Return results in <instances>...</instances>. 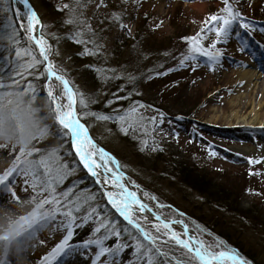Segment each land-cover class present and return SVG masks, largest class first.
Segmentation results:
<instances>
[{
	"label": "rangeland",
	"instance_id": "1",
	"mask_svg": "<svg viewBox=\"0 0 264 264\" xmlns=\"http://www.w3.org/2000/svg\"><path fill=\"white\" fill-rule=\"evenodd\" d=\"M31 1L38 11L41 23L46 26L43 29L46 39L53 50L59 53L51 55L50 59L63 67L67 78L70 77L74 90L83 93L89 101L87 111L112 115L114 109H127L129 100L125 102L121 100L110 105L107 102L115 99L113 94L119 96L125 94L126 87L139 80L140 94H155L157 98L159 97V102L154 104L178 102L175 104L192 109L189 113L192 116L184 118V115H188L186 110H167L169 115L150 105L151 107L139 111L145 117L157 118L155 131L151 123H146L144 127L137 125L134 131L129 129L127 135L121 131L120 122L99 120L93 116H88L82 122H86L92 128L93 133H89L96 144L119 162L121 171L127 177L126 180L140 186L139 194L143 195V191H147L154 194L162 203L171 205L172 209L184 213L185 223L195 235L197 226L211 233L200 236L207 243L219 239L228 246L236 247L251 264H263L264 232L255 230L254 225L246 220H238L233 214L223 213V210L214 215L204 205L205 201L201 195L179 183L176 176L179 172L175 169L184 162L195 171L205 172L214 180L213 183L225 187L227 194L234 192L241 197L239 203L241 212H250L248 215L253 220L264 223V125L237 124L239 120L247 117L253 108L260 114L261 120L264 119V74L257 80L258 85L262 82L261 89L258 85H247V81L241 79L243 72L261 70L264 73V30L245 33L237 28L235 30L238 32L241 30L243 39L234 35L227 42L218 45L222 52L219 63L209 66V61L200 57L198 60L203 63L195 64L196 71L193 72L190 68L168 79L155 80L150 86L144 81L146 76L153 70H164L169 59L174 61L177 56L180 59L187 48L182 37L194 36L202 27H207L202 22L223 7L219 0H142L140 5H137L135 0H128L127 4H122V0H108V7H97L100 0H81L82 7H77L75 0H49L56 4L54 10L59 12L58 17L54 15V11L52 14L45 8L44 4L48 0ZM64 4L72 5L74 13H70L68 9L59 11ZM234 6L241 9L246 18L252 20L254 18L250 16L256 9H264V0H240V3ZM5 8H9L8 4L0 5V34L3 32L5 16L11 17L17 8L22 15L28 11L24 5L17 3H12L7 13L4 11ZM263 9L259 11L263 12ZM121 11L131 29L130 34L122 31L110 19H105L111 13ZM70 15L75 16L78 23L83 20L91 25V31L96 33L93 38L102 45L98 55L85 56L89 58L87 61L89 67L94 70L97 83L93 80L88 82L85 78L88 74L85 67L77 66L72 60V51L69 49L71 40L67 37L81 28L66 23ZM160 21L163 23L156 28ZM82 30L85 39L91 36L86 27ZM27 36V33L18 32L19 44L0 41V82L7 85V88L0 92L13 93L4 98L3 102L12 101L13 115L19 125V129L8 127L5 133L0 135V145L8 146L0 147V173L12 165L21 146L33 152L28 159L36 163L45 158L49 150L55 148H60L66 156L65 163H74V153H68L70 145L67 140H60L54 135L53 128H58V125L51 115L47 88L42 79H37L41 74L38 69L42 66L32 69V74L26 70L29 60L24 56V49H35L29 45ZM55 37H59V40ZM214 38L213 33L205 43ZM245 42L246 49L243 48ZM12 45L14 51L17 49L21 51L20 57H16L14 52L11 53L9 46ZM81 46L84 47L83 44ZM36 51L38 54V50ZM179 59H176L177 63ZM210 67H214L215 71L210 70ZM18 73H23V78ZM119 80L125 82L119 83ZM28 83L35 89V99H32V91L27 89ZM53 84L57 89L62 87L57 81H53ZM21 87L25 88L26 94L19 93ZM115 90L119 92L115 93ZM163 92L165 96L161 95ZM136 99L132 97L131 101L142 103ZM231 101L236 103L239 101L241 105L248 106L242 108L238 105L233 108ZM77 108L79 111V105ZM160 113H163V123L159 122ZM46 125L52 126L51 130L41 137L37 129ZM145 140L149 146L142 151ZM153 146H156L157 150H152ZM36 149L39 152H36ZM212 152L216 155H211ZM249 159L262 162L249 164ZM50 162L56 164L59 161L51 158ZM43 170L41 166L40 171ZM81 177H85L84 182H80ZM13 183L14 188L0 189V264H42L43 257L51 253L66 235L63 228H58L59 220L63 218L60 217L57 222H50L47 228L34 232L43 221L32 215L33 210L36 202L47 198L48 193L39 187L33 189L31 183L26 184L23 172L19 173ZM74 184V193L81 200L95 194L96 201L90 203H99L106 217L111 219L114 216L118 217L117 228H127L130 232H135L131 225L115 213L106 200L100 199L101 186L95 184L93 179L87 177L79 168L60 181L57 193ZM13 191L15 198L11 195ZM147 204L157 210L153 201L147 200ZM51 207L46 205L45 209ZM162 211L165 215L173 217L177 215L168 208ZM148 220L150 223L141 222L155 234L151 225L156 221L149 216ZM214 221H218L221 226L225 225L228 231L224 232L236 239L238 244L234 246L233 242L224 240L222 231L219 232L213 225ZM97 226L98 222L90 219L87 223L75 227L73 237L69 241L71 247L52 259L50 264H93L98 249L96 246L84 245L86 241L96 238ZM174 226L178 232L182 231L181 225ZM136 235L139 236V233ZM104 243L111 245L112 240ZM127 243L131 247L122 249L114 257H101V262L143 264L149 258L147 255L140 256L135 251L136 240L129 238ZM144 244L147 245V242ZM161 246L165 251H169L171 247V251L175 252L177 257L183 251L175 246L173 241H170L168 246ZM253 257H256L255 260ZM151 258L153 264H158V259H162L155 255Z\"/></svg>",
	"mask_w": 264,
	"mask_h": 264
},
{
	"label": "snow or ice",
	"instance_id": "2",
	"mask_svg": "<svg viewBox=\"0 0 264 264\" xmlns=\"http://www.w3.org/2000/svg\"><path fill=\"white\" fill-rule=\"evenodd\" d=\"M135 2L137 5H140L142 0H135ZM219 2L223 7L202 22L207 27H202L194 36L182 37L187 48L181 54L178 68L175 70H180L191 65V70L193 72L196 71L195 64L199 63L198 58L200 57L206 58L209 61V66L219 63L222 58V52L218 48V45L227 42L234 35L243 39L241 32L235 29H242L245 33H250L256 29V23L246 18L242 10L234 6V4H239L240 0H219ZM12 3L22 4L28 11L22 15L19 8H17L13 11L11 17L5 16L0 41L19 44L17 34L18 32H23L27 33V39L34 43V50L24 49V56L29 60L26 70L29 74H32V69L42 66V68L38 69L41 74L37 76V79L44 81L47 88V97L50 101L51 115L55 124L59 126L54 135L60 140H67L70 145L68 153H74V163H65L66 156L62 153L61 149H51L47 152L45 158L40 159L39 163H36L28 159V157L33 155V152L21 146L12 165L5 169L3 173H0V189L14 188L13 182L17 179L19 173L23 172L26 184L31 183L33 189L39 187L43 192L48 193L47 198L36 202V207L33 210L32 215L38 220L43 221V223H39V226L34 229V232L47 228L50 222L55 223L60 217L63 218L59 220L58 228H63L66 235L51 253L43 257L42 264H50L52 259L65 253L66 249L71 247L69 241L73 237L75 227L79 226V224L87 223L90 219L98 222V226L95 228L96 238L86 241L84 245L85 247L96 246L98 249L93 264H98V262L103 264L101 257H114L122 249L131 247L127 243L129 238L137 241L135 251L140 256L147 255L149 257L143 264H153L151 258L153 255L162 258L158 259V264H173V259L175 260V264H251L249 260L241 255L238 249L228 246L225 242L216 239L212 243H207L201 239V235H211L205 229L197 226V234L193 235L187 223H185L184 213L172 209L171 205L162 203L154 194H150L147 191H143L142 199L139 194L141 191L139 185L131 181L128 184L124 182L127 177L121 171L119 162L114 156L96 144L89 133L88 126L82 121L88 116H93L99 120L120 122L122 125L121 131L125 135L128 134L129 129L134 131L137 125L144 127L146 123H151L153 131H155L157 118L155 116L145 117L139 111L151 106L144 103L132 102L130 95L119 96L113 94L115 99L109 100L107 104L110 105L121 100H129V107L125 110L114 109V114L112 115H102L87 111L89 101L84 97L83 93L74 90L63 67L50 59L51 55H59V53L53 50L52 45L46 39L43 32L46 26L41 23L37 13L29 6L30 0H0V5L8 4L9 8ZM75 3L77 7L83 6L81 0H75ZM127 3L128 0H122V4ZM97 7H108V0H100ZM9 8H5L4 11L7 13ZM64 9H68L70 13H74L75 11L73 6L69 4H64L58 10L62 11ZM105 19H110L122 31H127L130 34L131 29L125 22L122 11L113 12ZM25 21L27 26H25ZM66 23L74 24L78 28H81V30L67 37L76 44L84 45V49L79 55L94 56L99 54V49L102 48V45L93 38L96 36V33L91 31V25L83 20L78 23L75 16L72 15H70ZM162 23L163 21H160L156 25V28H159ZM37 26L40 29L39 35L36 33ZM85 27L91 32V36L87 39L84 38L85 33L82 30ZM260 27L264 29V25H260ZM213 33L215 38L206 44L205 41H208L210 35ZM55 38L59 40V37ZM88 45H91V47H88ZM243 48H247L246 42ZM36 50H38V54ZM14 55L20 57L21 51L19 49L15 50ZM172 70L169 69L168 71ZM210 70L215 71V68L210 67ZM166 74L167 72L158 73V75ZM18 75L23 78V73H18ZM53 81L59 82V85L62 87L57 89ZM6 88L7 85L0 82V89ZM27 89L32 91V99H35L36 93L31 83L27 84ZM19 93L26 94L25 88L21 87ZM11 95H13L12 92H0V135H3L8 127L19 129L16 117L13 115L12 101L3 102L4 98ZM136 95L141 94L137 92ZM159 122L163 123V113H160ZM124 125L127 126L125 127ZM51 127L50 125H46L44 128H38L37 130L42 137L51 130ZM153 144L155 145V142ZM148 146V142L146 140L143 141L141 150L143 151ZM0 147L7 148L8 146L0 145ZM152 150H157L156 146H153ZM159 150L162 151V149ZM35 151L39 152L38 149ZM211 155L215 156L216 153L212 152ZM51 158H55L59 162L52 164L50 162ZM261 162V160L252 159L248 161L249 164H259ZM22 165L24 167H21ZM41 166L44 169L42 172L40 171ZM77 168L84 171L87 177H91L95 184L101 186L99 189L100 199L106 200L115 213L119 217H122L128 225H131L135 229V232H130L127 228H117V221L106 217L105 213L101 211L99 203H90L96 201L95 194L81 200L74 193L75 184L63 192L57 193V186L60 181ZM84 180L85 177H81L80 182H84ZM11 195L15 198L14 191ZM60 197H63V199H60ZM145 200L153 201L157 210H154L153 207L145 203ZM46 205H51L52 207L45 209ZM85 205L88 206L85 207ZM165 208L176 212V217L165 215L162 211ZM148 213H151L156 221V223L151 225L152 229L155 230V234L148 230L141 222L150 223ZM174 225H181L182 231L178 232L174 228ZM136 233H139V236ZM31 235L32 233H30ZM110 239L112 240V244L105 245L104 242ZM145 241L147 245L144 244ZM170 241H173L175 246L183 250L180 252L179 257L176 256L175 252L171 251V247H169V251H165L161 246H168ZM68 254L70 255V252Z\"/></svg>",
	"mask_w": 264,
	"mask_h": 264
},
{
	"label": "trees",
	"instance_id": "3",
	"mask_svg": "<svg viewBox=\"0 0 264 264\" xmlns=\"http://www.w3.org/2000/svg\"><path fill=\"white\" fill-rule=\"evenodd\" d=\"M44 2H45V0H44ZM44 6H45V8L49 9V11L52 14L54 11V15H57V17L60 16L59 12H55V10H54L56 7V4L54 2L51 3V1L48 0V2H45ZM261 9H263V8L256 9V11L253 12L252 16H250V17H252V18H263L264 19V11L263 12L259 11ZM36 11H37V9H36ZM185 37H186V35H185ZM29 45L32 46L33 48H35V45L32 41H29ZM69 49L72 51V60L77 63L76 65L77 66L80 65V66L85 67V72L88 73L85 75V78L87 79V81L91 82V80H93L94 82L97 83V79L94 75V70L89 67V62L87 61V60H89V58L85 57L86 55H83V56L79 55L83 51L84 47L81 46V44H76L72 41H69ZM9 50L11 51V53L14 52L13 45L9 46ZM176 59H179V57L177 56L174 59V61H171L170 59H169V62L165 61L166 64L164 66L165 67L164 70L162 69L161 71H156V70L151 71L149 73V75L146 76L144 81L148 82V85L151 86V83L154 82L155 80L157 81V80L168 79L172 76H176L180 72L189 70L191 68V65H190V66H187L183 69L175 70V69H177V67L179 65V63L176 62ZM199 63H203V62L199 61ZM169 69H173V70L168 71ZM163 72H167V74L166 75H158V73H163ZM68 79L70 80V77H68ZM119 81H120L119 83L125 82L123 80H119ZM70 82H71V80H70ZM139 82H140V80L130 84L128 87H126L127 92L125 94H121V95L122 96L130 95L131 98L136 97L137 98L136 100H139L142 103H146L147 105L149 104V105L155 106L158 109H160L161 112L166 113V114H169V113H167V110H169V111H175V110H179V111L183 110L184 111V110H186V111H188L187 112L188 115L183 114L184 118H189L190 116H192V114H189L192 111V109L191 108L187 109V107L183 108L182 106H178L177 104H175L178 102L167 104L168 102L166 101V104H164V103L154 104L157 101L159 102V100H158L159 97L157 98V95H155V94H152V95H148V94L147 95H144V94L136 95L137 92L139 93V86H140V85L138 86ZM1 90L2 89H0V91ZM117 92H119V90H115V93H117ZM161 95L165 96V92H163V94H161ZM122 101L125 102L126 100H122ZM86 125L88 126V128L92 134L93 133L92 128L87 123H86ZM53 129H54V133H55L57 128L55 127ZM94 139H96V138H94ZM175 170H177L179 172L176 175L180 181L179 183L185 184L189 188L193 189L197 194L201 195V197L205 201L204 205H206L208 207V209L213 212L214 215H216L219 212V210H220V212H221V210H223L224 211L223 213L233 214L235 216V219H238V220L239 219L240 220H246V221L250 222L252 225H254L255 230H260V231L264 232V223H262V221H261V223H258L256 220H253L249 216L250 212H241L240 211L239 203H240L241 197H239V195L235 194L234 192L230 193V195L227 194V192H226L227 189H225V187H222V185H216L217 183H213L214 180L210 179V177L208 175H206L205 172L195 171V169L193 170V167L188 165L187 163L181 162L179 167H177ZM112 219L116 220L118 223V217L114 216V218H112ZM217 222L218 221H214L212 223L215 227H217L216 230H218L219 232L222 231L221 234L223 236V239L226 241H229V242H233L234 246L236 244H238V241H236V239L234 240V238H232L231 235L226 234L224 232V231H228L226 226L225 225L221 226V224H218ZM127 241H129V239ZM234 248H236V247H234ZM254 258H256V257H253L252 259L255 260ZM262 263L264 264V260Z\"/></svg>",
	"mask_w": 264,
	"mask_h": 264
},
{
	"label": "bare ground",
	"instance_id": "4",
	"mask_svg": "<svg viewBox=\"0 0 264 264\" xmlns=\"http://www.w3.org/2000/svg\"><path fill=\"white\" fill-rule=\"evenodd\" d=\"M36 33L37 35H39V33L37 32L36 30ZM264 73L261 72V70H254V71H247V72H243L242 75H241V79L243 80H246L247 81V85L249 84L251 86V84H253V86H257L258 85V81L257 80H260L259 76H262ZM253 82V83H252ZM262 82L258 85V87L261 89L262 88ZM231 106L233 108H236L238 107V105L242 106V108H247L248 105H241V102H235V101H231ZM260 114L258 112L255 111V109L253 108V110L250 112V114L245 117V118H242L241 120H239V122L237 124H253V125H264V119L261 120L260 118ZM237 119H239L238 117H236ZM126 184L129 183V181L125 180L124 181ZM130 186V185H129ZM141 198L143 199V195L140 194ZM145 203H147V200L144 201ZM149 217L152 218V216L150 215V213L147 214ZM175 227V226H174ZM176 228V227H175ZM180 228H182L180 226ZM192 232L193 235H195V233L190 230ZM0 256H1V253H0ZM13 260H15V257L13 258Z\"/></svg>",
	"mask_w": 264,
	"mask_h": 264
},
{
	"label": "water",
	"instance_id": "5",
	"mask_svg": "<svg viewBox=\"0 0 264 264\" xmlns=\"http://www.w3.org/2000/svg\"><path fill=\"white\" fill-rule=\"evenodd\" d=\"M29 6L34 10V7L32 6V4L30 3ZM35 11V10H34Z\"/></svg>",
	"mask_w": 264,
	"mask_h": 264
}]
</instances>
